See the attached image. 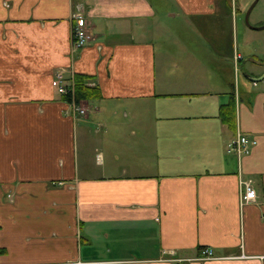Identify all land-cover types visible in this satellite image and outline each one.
Returning <instances> with one entry per match:
<instances>
[{
	"label": "crops",
	"instance_id": "obj_1",
	"mask_svg": "<svg viewBox=\"0 0 264 264\" xmlns=\"http://www.w3.org/2000/svg\"><path fill=\"white\" fill-rule=\"evenodd\" d=\"M247 4L0 0V264H170L202 247L216 258L183 264H264V70L235 59L264 28ZM76 10L92 40L73 49ZM61 67L101 90L78 118L51 84ZM238 132L255 139L240 157ZM239 171L257 193L242 206Z\"/></svg>",
	"mask_w": 264,
	"mask_h": 264
},
{
	"label": "built area",
	"instance_id": "obj_2",
	"mask_svg": "<svg viewBox=\"0 0 264 264\" xmlns=\"http://www.w3.org/2000/svg\"><path fill=\"white\" fill-rule=\"evenodd\" d=\"M73 25L71 30V46L73 49H78L92 40V35L87 27L86 17L81 11H75L73 13ZM240 55H235V59H238ZM67 74V75H66ZM51 84L56 88L60 94H64L68 91V88L73 89L74 87V74L69 73L66 68H58L51 80ZM69 109L68 113L72 114L75 118L85 114L86 109L79 103L68 102ZM255 143V139L247 134L238 132L235 138L227 144V150L233 151L238 157L249 152L251 145ZM239 177V202L240 205H245L251 202H255L257 199V193L253 185L251 178L244 177L241 172H238ZM216 258L213 250L209 247H202L199 249L198 254L194 258L187 256H174L168 258L170 264H183L192 259L204 260ZM72 264H83L82 262H75Z\"/></svg>",
	"mask_w": 264,
	"mask_h": 264
},
{
	"label": "rangeland",
	"instance_id": "obj_3",
	"mask_svg": "<svg viewBox=\"0 0 264 264\" xmlns=\"http://www.w3.org/2000/svg\"><path fill=\"white\" fill-rule=\"evenodd\" d=\"M245 1L248 4L245 7L244 14L242 15L243 18L245 16V13H246L248 7L251 5V3L254 0H244V2ZM76 11H81V10H76ZM162 12H163V10H162ZM242 16H241V18H242ZM259 16H260V18H264V0H258L256 2V4L254 5V7L252 8V10L250 11L249 17H248L249 23L253 24L254 19L259 17ZM239 20H240V18H239ZM240 24H241V21H240ZM165 26H166V28L164 30V33H166L167 36H171V38H173L175 35V32L172 31L174 28H172V29L170 28V21L169 20H167V22L165 23ZM173 26L176 29L179 25H177V23H175ZM186 33H187V28H186ZM186 42H187V37H186ZM199 42L204 43V40H199ZM239 42H240L239 49L244 50V54H243L244 59L239 60V61L236 60V64H237L236 69H238L240 74H242V72L244 70H248L250 67L257 68V69H255L256 70L255 74H258V73L260 74L261 72H263L262 70H264V28L259 29V30H254L253 33H250V37L247 40V42H248L247 44H245L243 42L242 35L241 36L239 35ZM247 51H250L249 54H247ZM224 58H225L224 59L225 61L228 60L226 58V56H224ZM257 89H259V86L257 87ZM84 102L85 101H82L80 104L86 109V112H87V106L85 105ZM86 112H85V114H86Z\"/></svg>",
	"mask_w": 264,
	"mask_h": 264
},
{
	"label": "trees",
	"instance_id": "obj_4",
	"mask_svg": "<svg viewBox=\"0 0 264 264\" xmlns=\"http://www.w3.org/2000/svg\"><path fill=\"white\" fill-rule=\"evenodd\" d=\"M91 77L87 74H74V87L68 88V91L62 94V99L67 102H75L77 104L82 101L96 100L102 97L101 90L98 85L90 84ZM220 116L229 129H235V102L234 94L231 95L229 102L220 108Z\"/></svg>",
	"mask_w": 264,
	"mask_h": 264
},
{
	"label": "water",
	"instance_id": "obj_5",
	"mask_svg": "<svg viewBox=\"0 0 264 264\" xmlns=\"http://www.w3.org/2000/svg\"><path fill=\"white\" fill-rule=\"evenodd\" d=\"M258 0H254L251 5L248 7L246 13H245V16H244V20L246 22V24H248V26L252 27V28H261V27H264V25H260V26H253L252 24L249 23V20H248V17H249V13L250 11L252 10V8L254 7V5L256 4Z\"/></svg>",
	"mask_w": 264,
	"mask_h": 264
}]
</instances>
